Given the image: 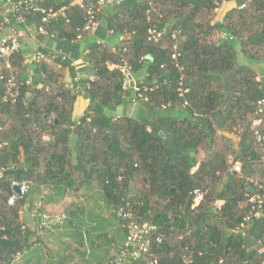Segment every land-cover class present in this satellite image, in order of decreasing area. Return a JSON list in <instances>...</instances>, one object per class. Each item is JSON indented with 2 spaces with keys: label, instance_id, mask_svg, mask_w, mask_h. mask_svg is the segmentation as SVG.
Listing matches in <instances>:
<instances>
[{
  "label": "trees",
  "instance_id": "1",
  "mask_svg": "<svg viewBox=\"0 0 264 264\" xmlns=\"http://www.w3.org/2000/svg\"><path fill=\"white\" fill-rule=\"evenodd\" d=\"M39 1L55 10L68 5V0ZM224 1L125 0L100 11L93 34L83 30L84 10L67 8L65 17L48 24L33 14L19 23V12L0 2V23L7 15L0 37L42 26L56 51L67 56L25 64L21 49L9 59L20 95L1 108L0 264H70V242L82 246L90 210L69 207L61 213L66 222L39 230L25 226L20 212L90 187L112 210L124 242L120 210L157 226L162 243L153 244L150 253L159 264H184V255L191 264H262L250 248L264 240V163L257 161L249 119L264 101V80H257L252 68L264 64V0H243V9L215 12ZM151 27L163 32L157 43L147 40ZM37 52L52 51L31 53ZM78 57L92 79L69 87L66 75ZM122 60L142 94L137 105L143 113L136 117L109 114L132 104L135 95L124 85V73L110 69ZM80 96L88 105L76 118ZM237 131L232 147L221 133ZM234 163L241 165L240 174L229 171ZM23 181L31 183L29 190L9 205L12 183ZM196 191L203 200L193 207ZM255 194L262 199L261 215L245 222L252 211L248 196ZM96 225L92 232L98 234L89 239L92 247L96 243L92 255L107 237ZM57 236L69 239L58 255Z\"/></svg>",
  "mask_w": 264,
  "mask_h": 264
},
{
  "label": "built area",
  "instance_id": "2",
  "mask_svg": "<svg viewBox=\"0 0 264 264\" xmlns=\"http://www.w3.org/2000/svg\"><path fill=\"white\" fill-rule=\"evenodd\" d=\"M125 0H68L67 7H62L60 9H53L52 7L46 8L40 4L39 0H26L13 2L12 0H0L5 4L12 6L15 12H19L16 20L19 23H24L25 18L30 15H39L42 24H48L57 17H65V10L67 8H78L84 10L86 14V23L84 25V32L93 34L100 25V20L98 14L100 11L106 7L117 6L124 2ZM1 15V13H0ZM148 18L150 17V11L147 12ZM6 15L2 16L1 26L6 21ZM31 26H26L23 31L12 32L0 37V84H2V90L0 91V118H1V108L5 104L14 103L20 95L19 87L16 83L15 76L11 73V66L9 59L13 53L19 50V37L28 35L29 37H34ZM35 33L38 35H46V31L42 26H39ZM163 36V32L158 31L155 27L148 29V42L157 43ZM175 33L172 34L171 39L175 40ZM122 38H118L116 44H118ZM101 43V41H98ZM176 50V45L173 47ZM111 50H114V46H111ZM125 52V49H123ZM60 56L62 60L67 59V56L55 51H52L50 55L44 54L42 52L30 53L25 56V64H34L40 61H46L47 59L52 60ZM172 59H176V54L172 55ZM118 68L125 75L124 85H130L132 79L130 77V68L128 67L125 60L121 61L118 66L110 65V69ZM5 71H9L8 74ZM73 83H78V78L73 80ZM133 83V81H132ZM134 96L132 98V104H137V100L142 98V94L139 92V88L133 83ZM76 89H79L77 86ZM146 91V88H144ZM187 90H184L186 92ZM146 100V99H143ZM249 130L254 142V149L258 157L257 161L264 163V101L261 100L257 104V110L255 114L249 119ZM1 132V127H0ZM2 144L0 143V149ZM4 171V168L0 166V175ZM229 171L233 173H241V165L239 163H234ZM13 185L19 187V195L13 193L8 200L9 205H13L18 197L23 196L29 190L31 183L29 181H23L21 183L13 182ZM261 188V187H260ZM193 207L197 206L203 200V193L196 191L194 193ZM261 196L255 194L248 196L249 204L252 205V211L245 218V222H249L250 217H259L261 215L260 203ZM23 212H20V218ZM119 217L123 219L122 227L125 231V242L122 248L114 257L106 264H134L140 260L144 261V264H159L157 258L151 255L150 248L153 244L159 245L162 243V237L157 234V226L150 223H138L135 221L132 214L128 211L120 210ZM31 218L38 219L39 222L36 225L37 230L43 227H49L51 225H60L67 221L66 214L57 215H47L34 210L30 213ZM182 237L179 238L181 240ZM250 250L255 253V255L261 257L262 264H264V240L257 239L253 241ZM186 251V249H185ZM17 256L16 259H18ZM184 264H191L192 260L189 256L184 255Z\"/></svg>",
  "mask_w": 264,
  "mask_h": 264
},
{
  "label": "crops",
  "instance_id": "3",
  "mask_svg": "<svg viewBox=\"0 0 264 264\" xmlns=\"http://www.w3.org/2000/svg\"><path fill=\"white\" fill-rule=\"evenodd\" d=\"M243 0H228L224 2H220L218 8L215 12H224L231 10L232 8L243 9L245 8V2ZM7 17V15H6ZM101 24V21H100ZM35 34L34 37H29L28 35H24L19 37V50H23L24 56L30 54L31 52L39 50H47L53 51L57 49L56 44L50 40L46 35H38L32 30ZM14 31H9L6 34L12 33ZM217 37L222 36V34L218 33ZM80 45V50H84V43L82 40ZM239 52V51H238ZM78 53V52H77ZM79 54V53H78ZM241 54V53H240ZM46 62H51L49 59ZM72 68L73 72L70 74L67 73L65 83L67 86H72L73 80L78 78V84L81 81L92 79V75L89 72L88 66L85 62L82 61L81 58L72 60ZM239 64H246L245 58L239 59ZM252 68L258 72L257 80H264V64L252 65ZM133 81V80H132ZM88 101H86L83 97H79L75 104V116H81L84 110L87 108ZM142 114V109H139L137 104H127L126 106L117 107L114 111L109 113L112 117L118 118L123 115H128L132 117H136L138 114ZM239 141V140H238ZM73 197V199H72ZM75 198V199H74ZM74 206H85L90 213L92 214L91 221L87 220L86 225L81 230L82 235V246H79L77 242L71 240V253L73 256L72 262L70 264H102L110 259L115 254V249L118 246H122L124 244V234L120 230L118 225V221L112 216V210L106 206V204L101 199L100 192L95 187H90L89 189H80V191L76 192H68L65 197L59 198L57 196V214L64 213L67 208H73ZM27 220H28V216ZM32 222L35 223V227L38 224V219H33L30 216ZM97 223H99V227L101 230V234H107V237L103 242L98 241L100 244L98 250L95 252L96 255H92L93 248L96 246V243L91 244L89 239L94 237V234H98L96 232H92L93 228L97 227ZM29 224V223H28ZM30 227V226H29ZM31 226L30 228H32ZM34 227V228H35ZM86 231H89V238H87ZM118 234V235H117ZM121 235V237H119ZM63 241H69L68 238L59 239L57 236V255L62 253V243ZM46 243V242H44ZM110 244V245H109ZM49 247H51L49 245ZM61 249V250H60ZM96 249V248H95ZM68 252H65V254ZM85 253V256L80 258L81 255ZM94 253V254H95Z\"/></svg>",
  "mask_w": 264,
  "mask_h": 264
},
{
  "label": "rangeland",
  "instance_id": "4",
  "mask_svg": "<svg viewBox=\"0 0 264 264\" xmlns=\"http://www.w3.org/2000/svg\"><path fill=\"white\" fill-rule=\"evenodd\" d=\"M126 105H122V106H126ZM239 133H240V131L230 132V133L224 132V133H221V135L230 141L232 147H235L238 140H239ZM44 139L47 140V137H44ZM201 158H202V156H201ZM72 199H73V197H72ZM38 208H40V210H41L40 212H42L44 214L57 215V203L56 204H50V205H42L41 202H37L36 207L34 209H38ZM26 216H28V220H27ZM21 220L25 226H30V227L33 226L32 228L35 227V223L32 222L30 219V213H23V215H21Z\"/></svg>",
  "mask_w": 264,
  "mask_h": 264
},
{
  "label": "water",
  "instance_id": "5",
  "mask_svg": "<svg viewBox=\"0 0 264 264\" xmlns=\"http://www.w3.org/2000/svg\"><path fill=\"white\" fill-rule=\"evenodd\" d=\"M147 61H149V59H147ZM133 86V83H132V81H131V83H130V87H132ZM12 191H13V193H15V194H17V195H19V187L17 186V185H13L12 186Z\"/></svg>",
  "mask_w": 264,
  "mask_h": 264
}]
</instances>
